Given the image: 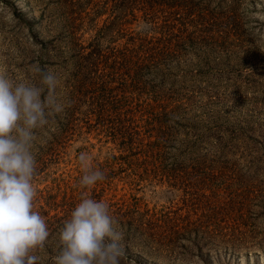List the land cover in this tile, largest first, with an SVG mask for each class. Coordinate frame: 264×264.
Masks as SVG:
<instances>
[{
	"label": "rangeland",
	"instance_id": "1",
	"mask_svg": "<svg viewBox=\"0 0 264 264\" xmlns=\"http://www.w3.org/2000/svg\"><path fill=\"white\" fill-rule=\"evenodd\" d=\"M142 24L150 27L140 30ZM133 36L176 51L159 90L147 84L132 90L128 54L112 57ZM88 42L106 54L109 74L103 90L92 86L85 98L71 79L69 47L87 51ZM34 65L59 76L57 95L66 105L37 131L33 148L35 210L45 219L64 201H80L83 151L106 176L83 190L97 201L157 211L187 198L196 212L213 207L225 219L222 231L238 224L226 230L229 241L211 245L205 261L193 253L164 261L159 254L147 264H264V0H0V74L38 83ZM150 74L140 79L156 84L159 76ZM132 96L155 105L153 111L130 110ZM159 104L175 108L164 115ZM131 113L140 125L127 151L112 127L131 130ZM170 163L188 176L187 187L160 179ZM141 245L126 248L124 260L147 257Z\"/></svg>",
	"mask_w": 264,
	"mask_h": 264
},
{
	"label": "clouds",
	"instance_id": "2",
	"mask_svg": "<svg viewBox=\"0 0 264 264\" xmlns=\"http://www.w3.org/2000/svg\"><path fill=\"white\" fill-rule=\"evenodd\" d=\"M150 25H140L146 30ZM39 82L14 80L0 74V264H39L36 254L50 232L45 218L35 210L37 160L33 148L37 131L62 113L65 103L57 95L60 78L52 71L32 66ZM82 190L58 234L54 264H122L124 234L110 214L109 205L83 190L105 180L93 157L80 152Z\"/></svg>",
	"mask_w": 264,
	"mask_h": 264
},
{
	"label": "trees",
	"instance_id": "3",
	"mask_svg": "<svg viewBox=\"0 0 264 264\" xmlns=\"http://www.w3.org/2000/svg\"><path fill=\"white\" fill-rule=\"evenodd\" d=\"M131 42L130 47L117 54L112 53V57H114V60L122 59L125 53L128 54V62L130 63L131 69L130 85L133 88L132 90H140L139 88L146 87V84L151 91L159 90V87H162L161 85L164 86L163 82L168 78L167 74L173 71L172 64L170 65V57L176 51L169 43H162L159 40L153 43L144 37L133 36ZM91 43L88 42L92 46L87 51H83L85 46L80 47L79 45L75 47V45H71L69 47L73 63L75 62V70L71 73V79L77 82L76 87L80 95L85 98H87L86 94L92 93L93 90L90 88L92 86H94L93 88L98 86L103 90L106 83L104 76L105 74L106 76L109 74V71H104V68H107V60L104 56L106 54L97 45ZM175 62L177 63V61ZM108 64L110 63L108 62ZM146 73H151L150 75L157 74L159 76L156 84L140 79ZM187 85L188 88L186 90L192 91L190 84ZM89 96L90 101H92L93 96L91 94ZM137 99L138 97H131L130 110L134 112L139 110L146 112L153 111L155 105L146 101L139 102ZM152 99L154 101L156 100L154 97ZM155 103L158 105V102ZM159 105L161 106V104ZM174 108L175 105L166 109L164 104L161 106L159 112L167 115ZM90 111L91 113L95 111L91 105ZM153 115L154 118L158 117L155 114ZM129 118H131L130 122H133L131 130L124 129L126 131H123V128L112 127V134H117L121 137V141L118 144L124 146V149L127 151H131L133 139L139 133V128L137 127L140 125L138 123L139 121H136L137 119H135L133 113H131ZM96 120L98 123L110 122L111 124L112 122L103 116H96ZM170 165L171 167H168L167 170L160 169L164 173L162 175L159 172L163 176V179H160L165 180L172 186L185 184L188 176L183 179L181 171H176L177 169L174 168L173 163H170ZM184 186L187 187L188 185L185 184ZM70 200L61 203L58 212L53 213L45 219L49 227L50 236L45 247L36 253L40 257L39 264H54V257L57 254L52 257L51 253L54 247L58 253L59 230L64 222L70 218V214L76 206L75 202ZM181 202L182 204L179 206H169L158 209L157 211H149L147 208L140 210L136 203L121 202L120 204H116L115 202H106L109 205L110 214L118 221V229L124 234V250L130 246H135L139 242L145 248L142 252L147 255V257L143 255L144 259L138 258V255L136 258H126L122 261V264H130L132 262L135 264H147L145 261L146 258L152 262V257L159 254L164 261L187 259L192 256V253L194 257L205 261L207 260L208 250L211 245L216 246L219 241H229L228 238L230 236L228 234L230 232L226 230L230 229L232 231L233 225H238L235 223L236 221H232L229 225H223L224 230L222 231L221 228L222 224L225 223V219L218 218L217 211L213 207L200 206L196 212V207L192 205L193 202L187 200V198L181 199ZM202 247H205L203 253Z\"/></svg>",
	"mask_w": 264,
	"mask_h": 264
}]
</instances>
